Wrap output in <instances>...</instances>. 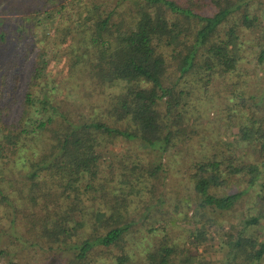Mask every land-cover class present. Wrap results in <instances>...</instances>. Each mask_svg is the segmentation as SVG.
<instances>
[{"label": "trees", "instance_id": "trees-1", "mask_svg": "<svg viewBox=\"0 0 264 264\" xmlns=\"http://www.w3.org/2000/svg\"><path fill=\"white\" fill-rule=\"evenodd\" d=\"M252 1L207 0L213 11L206 13L195 9L199 0H0V14H22L0 20V98L8 72L17 81L30 48L38 46L16 121L2 117L10 105L0 101V211L12 212L13 228L0 226V264H17L15 257L29 250L37 255L18 264H210L197 246L210 247L216 233L223 236L224 258L212 264H264V238L251 231L263 213L248 216L234 232L212 228L211 217L231 209L245 191L219 195L212 188L240 172L246 186L253 185L264 160L230 167L221 157L193 163L197 205L188 223L194 249L174 241L164 223V232L147 227L160 236L144 249L124 248L162 203L158 195L144 210L138 207L142 191L154 192L172 168L164 153L194 133L184 123L196 108L191 102L200 101L191 97L212 80L238 75L241 36L255 26L261 27L256 60L264 63V26ZM260 9L264 17V5ZM30 27L41 35L25 34L20 47L19 28L29 33ZM60 56L65 66L51 77L48 66ZM239 82L227 85L235 91ZM237 97L242 102L244 93ZM250 120L252 126L239 127L238 141L253 146L255 140L262 158L264 115ZM118 138L156 150L159 161L126 156L103 172L101 151ZM28 208L16 226L15 213Z\"/></svg>", "mask_w": 264, "mask_h": 264}, {"label": "rangeland", "instance_id": "rangeland-1", "mask_svg": "<svg viewBox=\"0 0 264 264\" xmlns=\"http://www.w3.org/2000/svg\"><path fill=\"white\" fill-rule=\"evenodd\" d=\"M207 0H199L195 9L201 12L211 13L213 9L206 3ZM264 0H253L252 8L257 10L256 13L259 19L263 21L264 17L262 9ZM208 6V7H207ZM15 12V11H13ZM22 15L21 13H1L0 20L5 16L17 18ZM16 16V17H14ZM14 29L16 26L12 23ZM255 30L248 29L241 36V54L243 61L239 63L238 75H226L225 78H218L211 82L199 87L196 93L191 98L198 99L200 101H192L191 103L196 106L193 108L189 117L185 119L187 127L193 128L194 133L187 144L176 145L173 148L167 150L163 155V160H167L172 167L163 180L158 184V188L152 193H143V201H138V207L140 210H144L145 204L149 201V197L154 200L158 195H161V204L157 206V210L148 216V219L144 226L138 227L134 238L131 242H128L124 247L125 250H142L146 244H150L156 239V236H160L159 232H164L161 229L164 223V227L167 228V232L173 233L176 236L175 240L181 247L194 249L197 239L192 237L193 226L188 223L192 220L193 214L196 212V202L193 200L191 193L193 183L191 173L194 170L193 163L201 158L209 157H221L224 160L223 167L238 165L240 162H247L248 160L253 162H259L264 160V157L259 158L253 147L256 141L254 140L253 146L245 144L244 141H238L239 139V127L244 125L252 126L253 122L250 120L252 116L264 115L262 105L264 102V63L259 64L256 60V55L259 50L261 33V27L255 26ZM21 37L15 41L20 42V47L27 42V34L30 37L33 36L34 40L41 35L40 29H33L30 27V32L19 28ZM26 34V35H25ZM37 45L30 49H33L28 57L22 64L19 77L16 80L13 78L12 70L8 72L4 83L1 85L2 97L0 101L6 102L10 105L6 114L3 115L8 123L16 121L22 111V102L26 90L28 88L29 74L31 71L32 60L34 58V52L37 50ZM35 48V49H34ZM61 49V48H59ZM62 51V50H61ZM60 60L53 59L49 64V75L54 77V74L65 66L64 56ZM239 79V85L232 86L227 84ZM226 86V89H225ZM223 89V90H222ZM222 90V91H221ZM239 93H244V100L241 102L237 96ZM191 94V95H192ZM254 95L253 98L250 96ZM54 96L51 94L50 99L54 100ZM239 99V100H238ZM56 101V100H54ZM255 101L259 107L255 105ZM190 102L188 101V106ZM237 107L234 111L235 117H228L230 113V107ZM191 110V109H190ZM102 161L100 168L103 172L108 173L111 167L117 165L118 158L135 157L141 160V162H158L159 156L156 150L151 149L148 146L139 144L138 141H125L120 138L107 142L104 149L101 151ZM130 159V158H129ZM229 166V167H230ZM228 167V169H229ZM261 170L264 167L260 168ZM226 184L223 186L213 187L212 191L216 194L231 193L238 190H245L240 200L229 210L215 214H211L213 225L212 228H217V224H220L224 230L235 231L243 224L244 219L248 216H258L259 213L264 214V171L262 175L254 182L253 185L247 187L246 174L240 172L234 176L225 177ZM20 180H18V184ZM247 187V189H246ZM18 203H21L18 201ZM30 205V204H29ZM31 208H33L31 206ZM7 212L0 211V226L3 229H7L10 232V217L12 212L6 209ZM30 208L25 211H19L16 215V226L22 224L24 216H27ZM161 218V220H160ZM77 225H79L77 223ZM150 225L159 228L158 230H149L147 227ZM14 227L17 229V227ZM17 231V230H16ZM251 231L254 235H258L259 238H264V219L259 226H252ZM18 232V231H17ZM23 238V237H22ZM223 236L216 233L214 239H209L207 243H211L210 247L206 245H198L197 250L201 254H206L210 259V264L215 261L223 260L224 248L220 247L222 244ZM55 247V246H53ZM121 247V243L116 245V249ZM207 247V249H205ZM207 250V251H206ZM54 251V250H53ZM36 252V251H35ZM35 252L29 250L26 257L18 254L15 260L18 262L25 260L28 257L32 258L36 256ZM52 252V251H51ZM48 253V252H46ZM62 254L55 257V261L61 260ZM1 262V259H0Z\"/></svg>", "mask_w": 264, "mask_h": 264}]
</instances>
